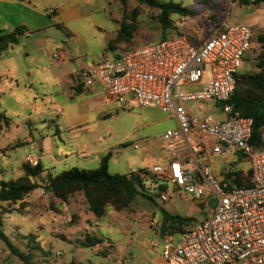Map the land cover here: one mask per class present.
<instances>
[{
  "label": "rangeland",
  "instance_id": "rangeland-1",
  "mask_svg": "<svg viewBox=\"0 0 264 264\" xmlns=\"http://www.w3.org/2000/svg\"><path fill=\"white\" fill-rule=\"evenodd\" d=\"M40 1L51 5L52 2L59 4L60 0ZM160 1L182 3L194 13L189 17L174 15L172 18L178 29L170 31L168 37L181 33L189 39L194 37V41H205L224 25L251 26V46L244 54L238 74L253 75L260 72L257 65L264 45L259 42L258 37L264 33V3L252 4L248 0ZM61 2L63 4L59 8L68 13L64 20L61 17L64 27L22 37L18 44L0 52V180L17 179L32 138L41 140L55 131L51 119H56L59 114L52 104L53 100L45 96V93L53 92L54 88L40 80L42 75L49 72L54 77L67 76L66 80L84 82L82 72L92 69L103 57L114 58L131 49L157 43L162 38L156 12L139 0H126L125 4L120 0ZM132 14L140 22L134 41L114 50L109 49L108 44L116 38L120 23ZM59 54L66 56L67 60L59 62ZM71 83L74 86L73 80ZM182 87L186 92L200 89V85ZM126 98L128 102L133 101L129 94ZM180 106L190 115H211L216 119L224 117L214 102L194 101ZM130 110L133 115L117 104L111 105L105 128L109 134L125 136L131 131L132 121L137 120L139 142H127L129 144L122 146L125 147L124 151L128 157L135 159L139 155L142 160L144 150L149 145V160L153 159L150 165L156 162L165 163L169 156L164 147L163 135L168 129H176L175 116L165 114L156 107L146 108L137 104ZM136 113L139 117H135ZM192 142L190 140L189 144ZM122 149L119 148V151ZM232 159V155H214L209 146H206L202 161L217 177L224 178L225 171L237 168L248 171L249 163L246 159L239 163H234ZM190 164L195 165L193 160ZM99 166L96 163L88 167L91 170ZM110 166L112 173H116L115 170L121 171L117 173L130 171L126 159L112 161ZM62 172V168H58L52 170L51 174L55 177ZM147 174L155 180L158 179L148 172ZM38 182L40 187L22 203H2L0 211L3 213V230L16 246L29 252L27 237L33 234L40 247L49 252V256H45L34 251L33 260L39 264H146L154 256L151 244L161 242L159 226L163 212L192 217V224H199L212 210V205L203 204L205 197L198 200L178 189L171 193L170 199L161 201L159 190L147 182L144 189L139 188L141 193L131 199L126 209L115 211L108 208L103 216L97 217L90 211L83 194H76L74 199L68 198L69 203H62L42 186V180ZM167 188L169 192L172 191L169 184ZM202 188L205 192L208 191L205 183ZM142 193L148 194L152 199ZM151 222L157 227H151ZM88 236L109 239L112 247L102 249L101 244L87 245ZM145 239L148 240V246L143 244ZM129 255L134 257L130 259ZM0 264H23L1 239Z\"/></svg>",
  "mask_w": 264,
  "mask_h": 264
},
{
  "label": "built area",
  "instance_id": "built-area-1",
  "mask_svg": "<svg viewBox=\"0 0 264 264\" xmlns=\"http://www.w3.org/2000/svg\"><path fill=\"white\" fill-rule=\"evenodd\" d=\"M48 12L55 14L56 9ZM251 42L252 27L242 24L224 25L205 41L173 34L118 57H103L96 67L82 72L87 91L98 82L104 93L120 104L129 94L138 106H154L176 118V129L167 130L163 137L168 164L156 165L148 173L159 179L157 189L166 187L158 189L161 201L170 199L178 189L198 200L205 197L203 204L212 205V210L201 223L182 232L171 227L160 231V244L151 247L160 250L165 264H264V147L252 143L253 120L227 104ZM58 57L65 59L62 54ZM183 85H200V89L186 92ZM194 101L216 103L223 119L190 115L180 106ZM184 143L194 166L180 160ZM206 146L214 155L239 154L246 159L251 186L240 188L230 182L225 186L218 180L202 161ZM38 163L37 157H26L25 164L30 167ZM230 172L225 171L224 177ZM150 225L157 227L154 222ZM101 246L108 248L109 240H103Z\"/></svg>",
  "mask_w": 264,
  "mask_h": 264
},
{
  "label": "crops",
  "instance_id": "crops-1",
  "mask_svg": "<svg viewBox=\"0 0 264 264\" xmlns=\"http://www.w3.org/2000/svg\"><path fill=\"white\" fill-rule=\"evenodd\" d=\"M61 4H63L61 0L59 1V4L52 2L51 5H47V3H43L40 0H0V30L9 32L20 27L23 29L24 33L21 36L22 39V37L47 32L55 27H64L63 20L64 17H67L68 13L66 11H61V8H59ZM50 8L56 9L55 14H50L48 12ZM61 17H63V20ZM221 28H218L212 35H214ZM179 31L181 30L179 29ZM190 40L194 41L195 39L193 37ZM66 60L67 57L65 56V59L59 60V62L63 63V61ZM42 76L43 77L40 80L46 85L50 84L54 88L53 92L45 93V96H49L48 99L53 100L52 104L53 106L55 105V109L59 116L56 119H51L53 125H55L54 132L49 133V135H47L45 138H42L41 140L32 138L31 146L27 152L28 154L24 157L19 168V177L24 175L23 166L25 165V160L28 155L38 158L43 172L37 178H35L34 181L40 186L38 180H42V186L46 188L49 184V178L52 176V170L62 168L63 171H66L73 167L90 170L88 166L96 163L100 165L102 158L107 154H111L108 164V170L111 174H122L128 176L133 173L141 174L148 179L147 182H149L150 186H156L157 182L159 183V179L155 180L146 173L156 165L168 164V160L165 161V163L156 162L150 165V162L153 159L149 160V145L144 150V158H142V160L139 159V155L135 159L128 157L129 155L124 151L125 147H122L126 144H129L127 142H131V144L134 142H139V122H137V120L135 122L132 121L131 131L125 136L123 134H109V131L105 128V123L108 119L107 116H110V106L117 104L118 107H122L123 110L132 114L130 109H133V105L137 104L134 99L132 102H128L126 99L125 103L120 104L115 100L110 99L104 93L101 85L98 82H95L92 91H87L83 88L81 94H76L78 86L84 85L85 81H78L77 83L75 79H72L74 83L73 86L71 79H65L67 76L61 78L54 77L49 74V72ZM73 88L75 92H73ZM151 107L154 106H149L146 108ZM135 117H139V114L136 113ZM30 136H32V131L30 132ZM186 145L187 144L184 143L180 160L185 164H190L192 158L189 155V148L186 147ZM119 148H123L121 152L119 151ZM232 156L234 163H239L242 160H245L239 154H233ZM123 159H126V162H129L128 169L130 171L127 173H117L121 171L115 170L116 173H112L110 171L111 162H117L119 160L122 161ZM145 165L147 166L141 168ZM134 169L137 171H133ZM234 170L241 169L237 168ZM212 174L218 180L223 181L222 183L224 184L227 181L225 177H217L214 173ZM71 198L74 199V196H71ZM59 201L62 203H69L68 199L65 201L59 198ZM161 225L162 223L160 226ZM160 226L159 228L161 231ZM102 240L105 239L103 238ZM109 243L110 247H112L111 240H109ZM143 244L148 246V240L145 239ZM151 252L154 256L151 261H148L146 264H165L160 250H152ZM133 257L134 255H129L130 259ZM119 264L123 263L120 262Z\"/></svg>",
  "mask_w": 264,
  "mask_h": 264
},
{
  "label": "trees",
  "instance_id": "trees-1",
  "mask_svg": "<svg viewBox=\"0 0 264 264\" xmlns=\"http://www.w3.org/2000/svg\"><path fill=\"white\" fill-rule=\"evenodd\" d=\"M123 4L126 0H120ZM140 3L148 6L156 12L157 21L161 27L162 39L168 38L170 31L177 30L174 15L180 17H189L194 13L184 6L182 3L162 2L160 0H139ZM255 3H264V0H257ZM140 28V22L132 14L124 18L120 23L119 31L114 40L110 41L108 48L114 50L119 46L132 44L135 35ZM23 29L18 27L12 31L5 32L0 30V52H4L18 44ZM181 34V33H176ZM259 42L264 45V33L259 35ZM132 50V49H131ZM260 61L257 68L260 72L253 75H236V90L230 97L227 104L231 105L235 111H238L243 117L253 120V137L252 143L257 148L264 147V48L260 54ZM111 154L105 155L101 164L96 169L85 170L73 167L63 171L55 177L50 176L47 191L56 198L67 200L76 194H83L84 199L90 209L97 217L105 214L108 208L115 211L126 209L131 199L141 193L140 189H144L148 181L147 178L139 174L122 175L111 174L108 170ZM24 175L15 180H0V204L22 203L24 199L37 190L40 186L34 181L42 172V167L38 165L34 168L25 164L23 166ZM227 182L232 183L240 188H248L251 186V173L240 170L231 171L226 177ZM158 189L165 190V186H159ZM143 196L152 199L148 194L142 193ZM203 206V204H202ZM161 231H165L167 227L173 228L175 231H184L194 223L192 217H181L163 212ZM27 248L29 252H25L16 246L3 230V213L0 211V239L5 243L9 251L17 256L23 264H39L33 260L34 251L40 252L45 256H49V252L42 249L37 242L35 235L28 237ZM103 242L97 237L88 236L87 245L96 246ZM69 264H76L75 262Z\"/></svg>",
  "mask_w": 264,
  "mask_h": 264
},
{
  "label": "water",
  "instance_id": "water-1",
  "mask_svg": "<svg viewBox=\"0 0 264 264\" xmlns=\"http://www.w3.org/2000/svg\"><path fill=\"white\" fill-rule=\"evenodd\" d=\"M82 91H83V85H79L76 90V94H81Z\"/></svg>",
  "mask_w": 264,
  "mask_h": 264
}]
</instances>
